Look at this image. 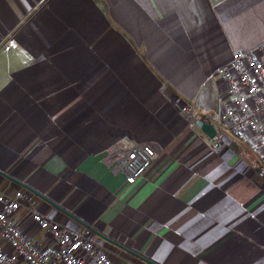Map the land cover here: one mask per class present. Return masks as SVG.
Instances as JSON below:
<instances>
[{
  "label": "crops",
  "instance_id": "0c3cea01",
  "mask_svg": "<svg viewBox=\"0 0 264 264\" xmlns=\"http://www.w3.org/2000/svg\"><path fill=\"white\" fill-rule=\"evenodd\" d=\"M262 41L264 0H0V192L27 195L22 232L52 244L33 212L86 227L16 181L158 264H264V176L215 121L217 68ZM193 101L215 138L188 125ZM137 145L157 159L128 185L118 162Z\"/></svg>",
  "mask_w": 264,
  "mask_h": 264
},
{
  "label": "built area",
  "instance_id": "2783aa9c",
  "mask_svg": "<svg viewBox=\"0 0 264 264\" xmlns=\"http://www.w3.org/2000/svg\"><path fill=\"white\" fill-rule=\"evenodd\" d=\"M226 83L222 109L215 120L222 128L236 134L257 160V170L264 176V41L248 50L232 52L230 61L216 70ZM182 114L193 127L205 114L196 101L185 104ZM156 151L149 145H137L123 154L119 172L126 184L133 185L152 167ZM27 195L19 191L15 198L0 192V264H119L91 239L93 232L64 229L38 212L32 220L52 240L40 247L14 221Z\"/></svg>",
  "mask_w": 264,
  "mask_h": 264
},
{
  "label": "water",
  "instance_id": "95a60500",
  "mask_svg": "<svg viewBox=\"0 0 264 264\" xmlns=\"http://www.w3.org/2000/svg\"><path fill=\"white\" fill-rule=\"evenodd\" d=\"M196 125L198 127H200L210 138H215L216 136V129L215 127L208 123V122H205L203 120H198ZM2 173V172H1ZM4 174L5 176L9 177L10 179H13L12 177H10L9 175L5 174V173H2ZM18 182L20 185H22L23 187L27 188L29 191H32L33 193H35L36 195H38L39 197L43 198L44 200L48 201L49 203H51L52 205H54L55 207H57L58 209L62 210L64 213H66L68 216H70L71 218L75 219L76 221H78L79 223H81L83 226H85L86 228L90 229L93 233L95 234H98L100 236H102L104 239H106L107 241L109 242H112L114 245L122 248L123 250L127 251L128 253L138 257L139 259L143 260V261H146L147 263L149 264H158L154 261H151L150 259H147L146 257L142 256L141 254L139 253H136L134 251H132L131 249L125 247L124 245L110 239L109 237H106L104 235H102L101 233H99L96 229H94L93 227H91L90 225L84 223L83 221L79 220L78 218H76L74 215L68 213L67 211H64L61 207H59L58 205H56L55 203H53L52 201L48 200L46 197H44L43 195H41L40 193H38L37 191H35L34 189H32L30 186L20 182V181H16Z\"/></svg>",
  "mask_w": 264,
  "mask_h": 264
}]
</instances>
